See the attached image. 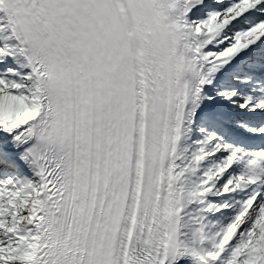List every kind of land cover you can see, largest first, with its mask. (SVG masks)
<instances>
[{
	"label": "snow or ice",
	"instance_id": "obj_1",
	"mask_svg": "<svg viewBox=\"0 0 264 264\" xmlns=\"http://www.w3.org/2000/svg\"><path fill=\"white\" fill-rule=\"evenodd\" d=\"M0 264H264V0H0Z\"/></svg>",
	"mask_w": 264,
	"mask_h": 264
}]
</instances>
